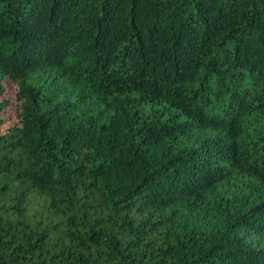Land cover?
<instances>
[{"label":"trees","instance_id":"trees-1","mask_svg":"<svg viewBox=\"0 0 264 264\" xmlns=\"http://www.w3.org/2000/svg\"><path fill=\"white\" fill-rule=\"evenodd\" d=\"M0 264H264V0H0Z\"/></svg>","mask_w":264,"mask_h":264}]
</instances>
